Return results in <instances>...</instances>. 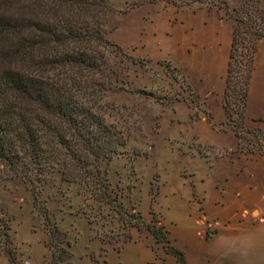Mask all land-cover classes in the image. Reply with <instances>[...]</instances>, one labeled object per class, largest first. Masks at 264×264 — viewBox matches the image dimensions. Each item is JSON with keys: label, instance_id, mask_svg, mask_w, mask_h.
<instances>
[{"label": "rangeland", "instance_id": "obj_1", "mask_svg": "<svg viewBox=\"0 0 264 264\" xmlns=\"http://www.w3.org/2000/svg\"><path fill=\"white\" fill-rule=\"evenodd\" d=\"M241 1L107 0V37L122 55L109 57L118 81L112 83L101 105L106 124L118 131L124 145L107 164L100 163L105 171L104 182L67 186L60 184V175L54 172L36 192L39 212H31L32 194L26 184L0 168V252L4 247L12 248L5 245L6 235L12 233L14 244L22 253L17 258L29 264H44L49 256L45 239L41 232L31 230V217L37 216V226L43 223L38 216L41 207L50 205L49 215L57 216L62 202L88 220L76 221L72 229L73 264H163V255L168 254L166 245L151 235L152 238L142 234L139 239L126 242L120 251L109 248L104 254L97 250L96 243L87 244L86 248L88 234L95 233L103 246L111 242L119 247L131 237L132 230L147 233L146 227L155 225L158 214L167 228L171 223L174 234L178 221L183 219L182 211L186 213L190 205L194 174L211 168L214 160L224 154L264 153V132L241 125L234 130L225 123L226 118L216 128L220 134L227 129L236 131L233 147L196 143L188 133L189 122L200 118L211 122L212 117L206 101L195 93L187 74L176 64L172 47L176 36L189 38L197 32L199 19L205 25L216 26L218 32L228 25L233 29L228 15ZM260 6L264 11V0ZM20 8L17 0H10L5 6L0 2L3 17L20 15ZM0 49L6 52L2 45ZM18 49V44L12 42L9 53L16 57L12 66L20 68ZM128 58L132 60L127 61ZM220 144H224L223 139ZM101 186L109 202L100 199ZM140 209L145 210V217ZM90 253L94 254L93 260ZM0 264H8L3 256Z\"/></svg>", "mask_w": 264, "mask_h": 264}, {"label": "trees", "instance_id": "obj_2", "mask_svg": "<svg viewBox=\"0 0 264 264\" xmlns=\"http://www.w3.org/2000/svg\"><path fill=\"white\" fill-rule=\"evenodd\" d=\"M17 1L20 15L0 13V46L6 50L0 51V168L26 184L32 209L39 212L36 192L54 172L67 186L104 182L100 163L107 164L124 145L118 131L106 124L101 105L118 81L109 57L122 53L107 37V0ZM0 2L5 6L10 0ZM261 2L242 0L228 15L233 32L222 107L225 123L234 130L243 122L257 44L264 39ZM12 42L19 47L20 68L12 66L16 58L9 53ZM101 189L100 199L109 202ZM41 208L38 216L47 233L49 264H70L66 234L47 206ZM146 230L185 264L182 254L169 246L163 228L154 225ZM110 243L104 244L103 252ZM5 245H10L8 235ZM1 252L13 263L10 248Z\"/></svg>", "mask_w": 264, "mask_h": 264}, {"label": "crops", "instance_id": "obj_3", "mask_svg": "<svg viewBox=\"0 0 264 264\" xmlns=\"http://www.w3.org/2000/svg\"><path fill=\"white\" fill-rule=\"evenodd\" d=\"M198 27L189 38L176 36L172 45L176 64L187 74L195 93L206 101L212 117L211 122L203 118L189 122L188 133L191 132L190 136L198 145L231 148L237 139L236 131L227 129L220 134L216 124L226 118L222 99L233 29L228 25L218 32L216 26L205 25L202 19H199ZM241 127L264 132V39L257 44ZM221 139L224 144H220ZM210 153L212 151L209 156ZM211 165V168L193 175L192 197L186 211L189 216L182 211L183 219L178 221L174 234L171 223L170 229L167 228L159 214L156 227L163 228L169 246L182 254L185 264H264V153L224 154ZM47 208L49 211L51 206ZM58 208V217H51L58 229L66 234L69 262L73 264L71 251L75 239L71 238L72 229L76 221L83 223L88 220L84 214L74 213V208L67 203L61 202ZM141 212L145 217V210ZM36 219L37 216L32 215L31 230L43 234V243L49 254L43 263L49 264L51 253L46 246L47 233L42 223L35 225ZM10 230L8 228V234ZM142 234L150 236L144 230H132L130 241L139 239ZM8 237L13 263L5 253L0 252V256L8 264H21L17 256L22 253L14 244V236L11 233ZM92 243H96L97 250L103 252L102 240L90 232L86 248ZM125 245L120 249L109 245L105 252L109 248L120 251ZM89 255L92 260L95 258L93 253ZM163 264L179 262L176 257L165 254Z\"/></svg>", "mask_w": 264, "mask_h": 264}, {"label": "built area", "instance_id": "obj_4", "mask_svg": "<svg viewBox=\"0 0 264 264\" xmlns=\"http://www.w3.org/2000/svg\"><path fill=\"white\" fill-rule=\"evenodd\" d=\"M21 264H29V262L25 260V261H21Z\"/></svg>", "mask_w": 264, "mask_h": 264}]
</instances>
